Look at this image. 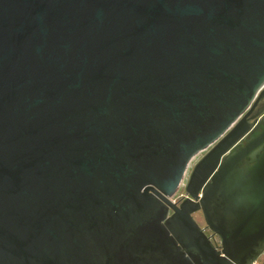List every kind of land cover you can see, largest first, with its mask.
<instances>
[{
	"label": "water",
	"instance_id": "95a60500",
	"mask_svg": "<svg viewBox=\"0 0 264 264\" xmlns=\"http://www.w3.org/2000/svg\"><path fill=\"white\" fill-rule=\"evenodd\" d=\"M263 99L264 0H0V264H255Z\"/></svg>",
	"mask_w": 264,
	"mask_h": 264
},
{
	"label": "rangeland",
	"instance_id": "374dc122",
	"mask_svg": "<svg viewBox=\"0 0 264 264\" xmlns=\"http://www.w3.org/2000/svg\"><path fill=\"white\" fill-rule=\"evenodd\" d=\"M207 150H203L201 152H199L198 154H196L192 159L191 161L189 162L188 164V167H187V170L185 172V175L177 189V191L173 194V196L171 197V199L173 201H177L179 198L185 196V185H186V182L188 180V177H189V174L192 170V167L194 166V164L204 155V153L206 152ZM194 218L197 220V222L201 225V226H204V220H203V217H202V214L201 212H196L194 214ZM216 242H219V239L216 237Z\"/></svg>",
	"mask_w": 264,
	"mask_h": 264
},
{
	"label": "flooded vegetation",
	"instance_id": "af4514ba",
	"mask_svg": "<svg viewBox=\"0 0 264 264\" xmlns=\"http://www.w3.org/2000/svg\"><path fill=\"white\" fill-rule=\"evenodd\" d=\"M262 104H264V99L261 100V101L257 104V106L255 107L254 111L257 110ZM254 111H253V112H254ZM184 197H185V196L179 198L177 201L182 200ZM206 232H207V234H209V235L211 234V232L208 231V230H206ZM213 241L216 243V236L213 237Z\"/></svg>",
	"mask_w": 264,
	"mask_h": 264
},
{
	"label": "crops",
	"instance_id": "0c3cea01",
	"mask_svg": "<svg viewBox=\"0 0 264 264\" xmlns=\"http://www.w3.org/2000/svg\"><path fill=\"white\" fill-rule=\"evenodd\" d=\"M255 264H264V253L257 259Z\"/></svg>",
	"mask_w": 264,
	"mask_h": 264
},
{
	"label": "built area",
	"instance_id": "2783aa9c",
	"mask_svg": "<svg viewBox=\"0 0 264 264\" xmlns=\"http://www.w3.org/2000/svg\"><path fill=\"white\" fill-rule=\"evenodd\" d=\"M217 244L219 243V242H216Z\"/></svg>",
	"mask_w": 264,
	"mask_h": 264
}]
</instances>
